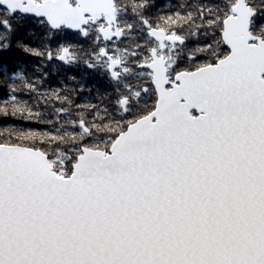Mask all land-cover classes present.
I'll return each mask as SVG.
<instances>
[{
	"label": "snow or ice",
	"instance_id": "obj_1",
	"mask_svg": "<svg viewBox=\"0 0 264 264\" xmlns=\"http://www.w3.org/2000/svg\"><path fill=\"white\" fill-rule=\"evenodd\" d=\"M0 264H264V0H0Z\"/></svg>",
	"mask_w": 264,
	"mask_h": 264
},
{
	"label": "trees",
	"instance_id": "obj_2",
	"mask_svg": "<svg viewBox=\"0 0 264 264\" xmlns=\"http://www.w3.org/2000/svg\"><path fill=\"white\" fill-rule=\"evenodd\" d=\"M21 57L23 58V54H21ZM46 70H48V69H46ZM72 71L74 72V74L79 75V70L78 69H73ZM96 80H99L98 76L89 75L87 77V82L88 83H93ZM56 82H57V76L50 73L49 80L47 81V83L53 84V83H56ZM101 83H102V81H101Z\"/></svg>",
	"mask_w": 264,
	"mask_h": 264
}]
</instances>
